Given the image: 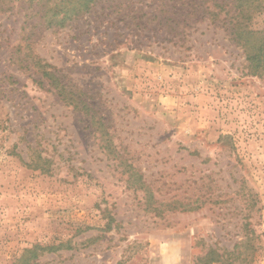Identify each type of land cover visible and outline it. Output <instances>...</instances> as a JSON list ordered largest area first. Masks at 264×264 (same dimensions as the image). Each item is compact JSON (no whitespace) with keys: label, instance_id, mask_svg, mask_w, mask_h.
<instances>
[{"label":"rangeland","instance_id":"374dc122","mask_svg":"<svg viewBox=\"0 0 264 264\" xmlns=\"http://www.w3.org/2000/svg\"><path fill=\"white\" fill-rule=\"evenodd\" d=\"M175 1L47 27L40 0H0V264H264V78L222 25L232 0Z\"/></svg>","mask_w":264,"mask_h":264},{"label":"trees","instance_id":"16d2710c","mask_svg":"<svg viewBox=\"0 0 264 264\" xmlns=\"http://www.w3.org/2000/svg\"><path fill=\"white\" fill-rule=\"evenodd\" d=\"M96 1L98 0H40L38 4H40L45 12L44 18L46 20V26L52 27L63 26L68 20L78 18L89 12ZM170 1L177 2L175 0H169V2ZM182 1L185 2L187 0ZM254 2L255 0H232V7L226 10V14L232 11V15L228 17L226 19L227 21L222 25L225 26V31H227L230 41L242 49L248 72L252 76L264 78V29L252 28L250 24L253 14L255 12H260L262 7ZM164 8L166 14L169 13L172 15L168 8L173 9L174 6L165 5ZM222 9L223 7L220 8V11H222ZM213 15L215 17L218 14ZM173 21L174 20H172V22ZM35 64L39 67L42 76L48 81L49 85L55 89L57 95L64 101L73 107H78L79 105L87 107L80 96L71 90V87L60 82L59 77L54 71L46 70L45 67L50 68V65H40L38 62ZM110 224L111 222L107 224L106 228H109ZM88 228H90V226L86 227V229ZM36 249H47L51 251L52 247L46 246L42 248L36 245L34 248L30 249L29 252L33 254V256H36ZM237 258L238 253L235 250H224L222 253H219L215 248H209L201 259V262L202 264H212L215 262L235 264Z\"/></svg>","mask_w":264,"mask_h":264}]
</instances>
